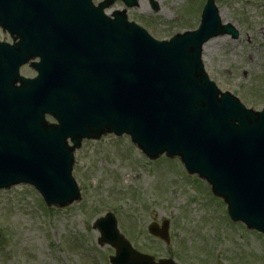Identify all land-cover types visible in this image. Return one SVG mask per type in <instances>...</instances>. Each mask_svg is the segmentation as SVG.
Returning <instances> with one entry per match:
<instances>
[{"label": "water", "instance_id": "obj_1", "mask_svg": "<svg viewBox=\"0 0 264 264\" xmlns=\"http://www.w3.org/2000/svg\"><path fill=\"white\" fill-rule=\"evenodd\" d=\"M115 1L0 0V27L15 42L0 44V189L28 184L48 206H68L80 200L71 169L81 141L127 134L152 160L178 156L233 222L264 234V109L220 95L200 60L208 39L237 32L208 4L197 31L156 42L125 11L106 17ZM35 58L38 77L16 88L19 67ZM93 227L115 249L110 264H175L135 252L110 213ZM149 231L167 241V223Z\"/></svg>", "mask_w": 264, "mask_h": 264}, {"label": "rangeland", "instance_id": "obj_2", "mask_svg": "<svg viewBox=\"0 0 264 264\" xmlns=\"http://www.w3.org/2000/svg\"><path fill=\"white\" fill-rule=\"evenodd\" d=\"M94 4L102 0H92ZM151 1L158 6L153 13ZM206 0H140L128 19L157 40L197 28ZM223 23L239 31L204 47L206 73L218 89L254 110L264 99V0H215ZM116 2L107 14L123 10ZM0 41L10 42L0 31ZM24 77L34 76L28 67ZM72 175L80 200L47 208L29 186L0 191V264H109L114 249L99 246L92 225L112 213L121 235L142 254L178 264H264V236L233 224L207 185L178 160L150 162L127 137L84 141ZM168 223V243L148 228Z\"/></svg>", "mask_w": 264, "mask_h": 264}]
</instances>
